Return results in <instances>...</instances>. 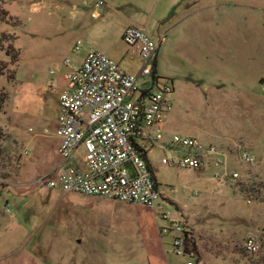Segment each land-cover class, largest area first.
Segmentation results:
<instances>
[{"label": "rangeland", "instance_id": "1", "mask_svg": "<svg viewBox=\"0 0 264 264\" xmlns=\"http://www.w3.org/2000/svg\"><path fill=\"white\" fill-rule=\"evenodd\" d=\"M171 1L107 0L95 19L91 0H0V264H264L245 252L264 242V0H200L177 20ZM131 22L160 45L154 76L175 90L167 131L228 151L200 171L156 149L161 210L38 183L60 160L50 82L90 49L139 74L121 36ZM171 221L187 231L179 255Z\"/></svg>", "mask_w": 264, "mask_h": 264}, {"label": "built area", "instance_id": "2", "mask_svg": "<svg viewBox=\"0 0 264 264\" xmlns=\"http://www.w3.org/2000/svg\"><path fill=\"white\" fill-rule=\"evenodd\" d=\"M91 2L97 19L105 3ZM122 38L128 46L139 49L143 63L139 74L128 72L107 55L90 49L77 67L70 60L64 61L63 87L50 82L48 88L57 96L59 106L54 134L59 140L60 160L53 175L38 183L66 194L161 210L164 193L150 161L156 149L177 155L172 159L163 156L161 164L200 171L221 169L228 151L220 144L167 131L175 90L169 84H160L154 76L160 45L135 26L125 29ZM81 46L82 41H77L74 50L80 51ZM53 75L55 70L51 69L50 76ZM242 157L250 161L246 154ZM171 223L165 231L177 235L173 252L179 255L182 235L187 231L180 223ZM245 252L264 253V242L249 239Z\"/></svg>", "mask_w": 264, "mask_h": 264}, {"label": "crops", "instance_id": "3", "mask_svg": "<svg viewBox=\"0 0 264 264\" xmlns=\"http://www.w3.org/2000/svg\"><path fill=\"white\" fill-rule=\"evenodd\" d=\"M105 2L107 1V0H104ZM188 1H190V0H172L171 1V4H170V6H171V9H172V12H171V16H172V14L174 13V11H175V9H176V7H178V5H180L181 3H186V2H188ZM106 6H108V3L106 2ZM201 6V1L199 0L198 2H196V4L193 6V7H189V8H184V9H180V10H178L177 12H176V20L177 19H180V17H185V16H187V15H189V13H192V11L193 10H195V9H197V8H199ZM198 11V10H197ZM196 11V12H197ZM195 12V11H194ZM195 12V13H196ZM194 13V14H195ZM177 14H178V16H177ZM171 16H170V20L171 19H173V20H175V18H171ZM130 26H136V27H139V28H142V29H145V27L143 26V25H140V24H137V23H135V22H131L129 25H127V26H125L124 28H123V30H122V34H121V36L123 35V32L125 31V29L127 28V27H130ZM146 30V29H145ZM150 36V35H149ZM151 37V36H150ZM219 43V42H218ZM130 47V46H129ZM131 49H132V52L133 53H135L136 55H139V49L137 48V47H130ZM160 50V49H159ZM86 56V55H85ZM85 56H84V58H85ZM83 58V59H84ZM263 59H259V61H263L264 60V57H262ZM83 59L78 63V64H74L73 65V67H77V66H79L81 63H82V61H83ZM157 59V58H156ZM256 60V59H255ZM264 62V61H263ZM155 69H156V63H155ZM53 81H55V83L59 86V87H63L64 85H65V82H64V80H63V78H62V76L61 75H59V77L57 78V80H53ZM260 81L262 82V84L264 83V76H261V78H260ZM171 119V118H170ZM167 125H168V123H167Z\"/></svg>", "mask_w": 264, "mask_h": 264}, {"label": "trees", "instance_id": "4", "mask_svg": "<svg viewBox=\"0 0 264 264\" xmlns=\"http://www.w3.org/2000/svg\"><path fill=\"white\" fill-rule=\"evenodd\" d=\"M199 0H190L186 3H181L180 5H178V7H176L174 13L172 14L171 18H175L176 17V12L180 9H184V8H189V7H193L196 2H198ZM180 8V9H179ZM1 151V149H0Z\"/></svg>", "mask_w": 264, "mask_h": 264}]
</instances>
